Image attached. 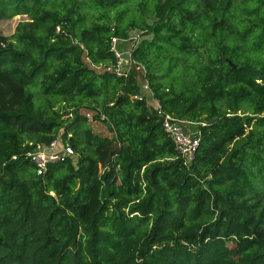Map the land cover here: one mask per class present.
<instances>
[{
	"label": "trees",
	"instance_id": "1",
	"mask_svg": "<svg viewBox=\"0 0 264 264\" xmlns=\"http://www.w3.org/2000/svg\"><path fill=\"white\" fill-rule=\"evenodd\" d=\"M130 1L89 0L119 11L87 26L85 0H0L29 19L0 35V264H264V82L239 69L264 75V0H156L142 23ZM135 30L155 97L201 135L189 165L136 69H96ZM60 132L76 159L38 175L25 153Z\"/></svg>",
	"mask_w": 264,
	"mask_h": 264
},
{
	"label": "built area",
	"instance_id": "2",
	"mask_svg": "<svg viewBox=\"0 0 264 264\" xmlns=\"http://www.w3.org/2000/svg\"><path fill=\"white\" fill-rule=\"evenodd\" d=\"M140 39L141 33L136 35L131 34L126 39L113 37L110 50L115 56V62L109 65H99L96 69L101 72L112 73L119 78L125 79H128L133 70L136 69L139 73L141 90L134 98L146 100L149 107L156 112L162 123L164 132L173 141L175 149L183 158L184 163L189 165L200 146L201 135L193 129L194 123L165 112L160 101L155 97L146 67L135 60L132 54ZM85 115L89 123L94 125L106 119L104 115H101V119H96L94 113L90 111H87ZM62 133L60 132L51 144L37 145L33 150L25 153V158L35 164L38 175H43L51 164L62 162L68 158L76 159V153L70 144L72 135L68 134L66 137H63ZM12 159L16 160L18 156H13Z\"/></svg>",
	"mask_w": 264,
	"mask_h": 264
},
{
	"label": "rangeland",
	"instance_id": "3",
	"mask_svg": "<svg viewBox=\"0 0 264 264\" xmlns=\"http://www.w3.org/2000/svg\"><path fill=\"white\" fill-rule=\"evenodd\" d=\"M88 3L85 5L87 8L84 10L85 15H86V25L87 26H92L94 23L98 22H104L107 21V18H114L117 14L119 9H111L108 8L106 11L104 10L103 6L99 3H92L89 4V0H85ZM156 0H131L129 3L126 5L125 9V14H124V19L125 21H131L135 20L138 23H142L143 20H150L152 16V8L154 6ZM244 7V6H243ZM106 13L105 17L103 15ZM234 21L235 24L238 25V22L246 18V15L243 14L242 12V5L238 7L235 12H234ZM29 20L27 16H17L12 19H7V20H2L0 21V35L7 36V37H12L17 30V26L20 22ZM239 26V25H238ZM140 34L138 30L132 31V35ZM254 36V35H253ZM150 35H147L146 38H149ZM144 37H141L143 39ZM254 38V37H253ZM140 39V40H141ZM234 41V39L232 40ZM253 41V39L251 40ZM231 42V40H230ZM204 50V51H203ZM205 49H202L203 55L205 58L207 57L208 53L205 51ZM253 54V53H252ZM262 55L264 56V53L262 52ZM254 56L258 59H260V51H255ZM242 58L240 60H235V63L237 64H244L246 63V60H244L245 56H241ZM37 97L41 99L42 96L40 94H37ZM65 104L63 102H57L55 103V109L56 111H60L62 113ZM84 112V110H82ZM94 133L101 137H111L110 131L107 129L106 125L103 124L102 122H99L97 124H92L90 123ZM195 130V128H194ZM232 244V243H231ZM230 244V245H231Z\"/></svg>",
	"mask_w": 264,
	"mask_h": 264
},
{
	"label": "water",
	"instance_id": "4",
	"mask_svg": "<svg viewBox=\"0 0 264 264\" xmlns=\"http://www.w3.org/2000/svg\"><path fill=\"white\" fill-rule=\"evenodd\" d=\"M233 67H235V66L233 65ZM239 69H244V70H246V71L249 72L251 75L260 78V79L264 82V75H262V74H260V73L253 72L248 66L243 65V66H240Z\"/></svg>",
	"mask_w": 264,
	"mask_h": 264
}]
</instances>
